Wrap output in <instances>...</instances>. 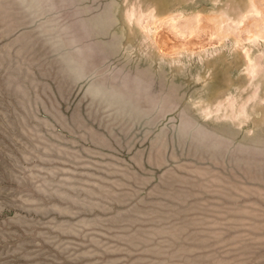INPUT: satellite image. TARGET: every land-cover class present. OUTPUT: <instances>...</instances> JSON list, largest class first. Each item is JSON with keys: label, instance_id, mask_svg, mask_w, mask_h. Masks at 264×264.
Here are the masks:
<instances>
[{"label": "rangeland", "instance_id": "obj_1", "mask_svg": "<svg viewBox=\"0 0 264 264\" xmlns=\"http://www.w3.org/2000/svg\"><path fill=\"white\" fill-rule=\"evenodd\" d=\"M263 15L0 0V264H264Z\"/></svg>", "mask_w": 264, "mask_h": 264}, {"label": "bare ground", "instance_id": "obj_2", "mask_svg": "<svg viewBox=\"0 0 264 264\" xmlns=\"http://www.w3.org/2000/svg\"><path fill=\"white\" fill-rule=\"evenodd\" d=\"M256 10H257V9H256ZM256 10H255V13H254V14H256L257 12H259V10H257V11H256ZM257 14H258V13H257ZM259 14H260V13H259ZM247 16H248V15H247ZM253 16H254V15H253ZM253 16H252V17H253ZM255 16H256V15H255ZM255 16H254V17H255ZM260 16H262V15H260ZM260 16L258 15V17H260ZM263 16H264V15H263ZM258 17H257V18H258ZM246 19H247V18H246ZM250 19H252V18L250 17ZM201 20H202V19H201ZM258 20H259V18H258ZM205 21H206V20H205ZM225 21H226V20H225ZM226 22H227V21H226ZM226 22H224V23H226ZM205 23H206V22H205ZM246 23H247V22H246ZM172 24H173V23H172ZM228 24L231 25L230 22H229V20H228L227 25H228ZM244 24H245V22H244ZM227 25H225V26H227ZM257 25H259V24H257ZM172 26H173V25H171V27H172ZM240 26H241V25H239V27L236 26V27H237V28L235 27L236 30H238V28H240ZM168 27H169V26H168ZM201 27H202V26H201ZM212 27H213V26H212ZM229 27H230V26H229ZM232 27H233V25H232ZM232 27H230V28H232ZM258 27H259V26H258ZM258 27H257V28H258ZM262 27H263V26H262ZM177 28H178V27H177ZM205 28H206V27H205ZM209 29H210V28H209ZM214 29H215V28H214ZM226 29H227V31H228V28H226ZM202 30H203V29H202ZM202 30H201V31H202ZM232 30H233V28H232ZM258 30H259V28H258ZM169 31H170V30H169ZM227 31H226V32H227ZM261 31L264 32L263 29H262ZM197 32H198V31H197ZM204 32H205V31H204ZM207 32H208V31H207ZM226 32H225V33H226ZM232 32H234V30H233ZM228 33H231V29H229V32H228ZM242 34H243V33H242ZM247 34H248V32H247ZM195 35H196V34H195ZM224 35H225V34H224ZM227 35H228V34H227ZM244 35H245V34H244ZM250 35H251V34H250ZM237 36H238V35H237ZM248 37H249V36H248ZM262 37H263V36H262ZM238 38H240V35H239V37H237V39H238ZM255 38H256V37H255ZM218 41H219V40H218ZM244 41H245V40H244ZM201 44H202V43H201ZM184 46H185V45H184ZM250 66L253 67L252 65H250ZM251 72H252V73H251ZM254 72H255V71H254ZM249 73L253 74V69H252ZM251 74H250V75H251Z\"/></svg>", "mask_w": 264, "mask_h": 264}]
</instances>
